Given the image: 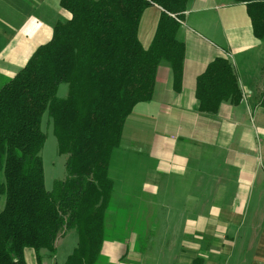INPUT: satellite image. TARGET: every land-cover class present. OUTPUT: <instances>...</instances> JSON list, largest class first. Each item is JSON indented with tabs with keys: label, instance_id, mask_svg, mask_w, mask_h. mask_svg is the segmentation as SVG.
Instances as JSON below:
<instances>
[{
	"label": "crops",
	"instance_id": "crops-1",
	"mask_svg": "<svg viewBox=\"0 0 264 264\" xmlns=\"http://www.w3.org/2000/svg\"><path fill=\"white\" fill-rule=\"evenodd\" d=\"M160 14L157 5L141 14L144 49ZM70 18L60 0H0V86ZM176 36L182 87L161 62L151 100L126 118L99 264H264V38L235 0H190ZM216 58L232 64L241 99L202 113L196 79ZM76 244L68 231L54 257L39 251L41 264L63 262ZM24 259L37 264L34 250Z\"/></svg>",
	"mask_w": 264,
	"mask_h": 264
},
{
	"label": "trees",
	"instance_id": "trees-1",
	"mask_svg": "<svg viewBox=\"0 0 264 264\" xmlns=\"http://www.w3.org/2000/svg\"><path fill=\"white\" fill-rule=\"evenodd\" d=\"M190 0H60L71 14L51 39L0 86V264H26L24 251L56 253L55 241L77 234L71 254L55 264H99L109 234L114 181L112 153L119 147L134 106L152 98L156 70L170 66L173 88L182 87L184 44L177 31ZM244 3L255 37L264 38V0ZM161 8L155 34L144 49L138 39L142 12ZM67 85L64 97L57 95ZM199 111L215 114L222 102L241 99L232 64L216 58L196 79ZM51 120L65 176L44 184L40 152ZM198 261L194 264H198Z\"/></svg>",
	"mask_w": 264,
	"mask_h": 264
},
{
	"label": "rangeland",
	"instance_id": "rangeland-1",
	"mask_svg": "<svg viewBox=\"0 0 264 264\" xmlns=\"http://www.w3.org/2000/svg\"><path fill=\"white\" fill-rule=\"evenodd\" d=\"M67 92V85L61 84L58 88L57 95L59 97H64ZM41 129L46 135V140L44 142L43 148L40 152L43 161L44 168V184L47 190H51L53 182L57 179H62L65 176V155H60L57 150V141L53 134V128L51 120L47 117L46 113L44 114L41 122ZM125 162H128V153L124 155ZM120 159V151L115 150L112 153L110 164L112 167L109 171L110 175L113 177L117 161ZM120 161V160H119ZM3 199V197H0ZM4 204V199H3ZM33 252L31 248H27V254Z\"/></svg>",
	"mask_w": 264,
	"mask_h": 264
}]
</instances>
